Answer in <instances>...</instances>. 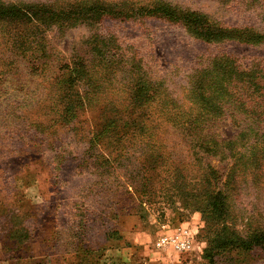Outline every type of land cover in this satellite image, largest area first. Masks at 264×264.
<instances>
[{"label":"rangeland","instance_id":"obj_1","mask_svg":"<svg viewBox=\"0 0 264 264\" xmlns=\"http://www.w3.org/2000/svg\"><path fill=\"white\" fill-rule=\"evenodd\" d=\"M0 1L78 11L98 0ZM99 1L164 2L264 36V0ZM9 23L0 264H264V41L207 42L163 15L105 16L54 25L20 48ZM218 58L239 66L222 114L193 94L199 82L210 88ZM116 120L144 126L109 130ZM220 188L225 212L208 202ZM181 227L191 251L155 246Z\"/></svg>","mask_w":264,"mask_h":264},{"label":"trees","instance_id":"obj_2","mask_svg":"<svg viewBox=\"0 0 264 264\" xmlns=\"http://www.w3.org/2000/svg\"><path fill=\"white\" fill-rule=\"evenodd\" d=\"M70 7H56L44 3L30 5L10 3L9 5H4L0 1V21L10 22L9 24L12 26L13 32H15L13 36L15 38V46L18 38H30V35L33 37H40L42 34H46L48 29L54 25L71 27L78 24L79 20L90 21L91 19H97V21H101L102 17L105 16L113 17L115 19H141L148 15H163L179 20L193 35L207 42L233 40L243 43H259L264 41V36L258 35L254 30L248 28H224L216 23L210 22L208 17L202 13L191 10H180L176 7H171L164 2H155L153 6H137L132 1L104 3L103 1L98 0L90 5L82 6L84 8L78 11H75ZM25 40L26 39H22L20 41V48H24ZM72 63L75 67L81 65V63L75 62V60H73ZM236 63L237 62L231 58H218L215 60L213 67H216V71L215 76L211 77L210 88L203 86L201 82L195 84L193 88V94L197 99L195 101L197 105L206 108L209 112H215L216 114L223 113L224 104L227 101L221 94L227 90L225 83L232 85L236 80L234 71L239 67ZM219 67H235V69L231 70L227 68L226 70ZM74 73L75 71L73 70L72 76ZM207 75H212V73L208 72ZM69 77H71V73ZM139 90L141 91L140 88ZM141 92H144V89ZM135 123L136 121L130 120L126 123L124 122L121 126H118L116 120L114 123L115 125H109L108 129L116 131L122 128L128 129L130 127H135L141 130L143 129L144 125L142 123ZM223 192L224 191L221 188L216 193H214V191L208 192L210 195L208 200L209 204L216 209L219 208L221 212V208H223L225 212L228 204Z\"/></svg>","mask_w":264,"mask_h":264},{"label":"built area","instance_id":"obj_3","mask_svg":"<svg viewBox=\"0 0 264 264\" xmlns=\"http://www.w3.org/2000/svg\"><path fill=\"white\" fill-rule=\"evenodd\" d=\"M158 249H172L178 253H186L193 248L191 232L186 228H178L174 232L160 236L155 242Z\"/></svg>","mask_w":264,"mask_h":264}]
</instances>
